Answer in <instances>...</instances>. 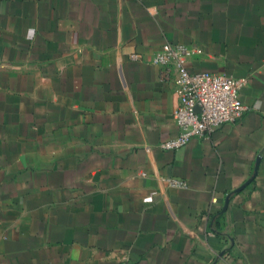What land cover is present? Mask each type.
<instances>
[{
	"label": "crops",
	"instance_id": "0c3cea01",
	"mask_svg": "<svg viewBox=\"0 0 264 264\" xmlns=\"http://www.w3.org/2000/svg\"><path fill=\"white\" fill-rule=\"evenodd\" d=\"M164 44L246 81L178 150ZM0 264H264V0H0Z\"/></svg>",
	"mask_w": 264,
	"mask_h": 264
},
{
	"label": "built area",
	"instance_id": "2783aa9c",
	"mask_svg": "<svg viewBox=\"0 0 264 264\" xmlns=\"http://www.w3.org/2000/svg\"><path fill=\"white\" fill-rule=\"evenodd\" d=\"M200 54L197 47L164 44L149 60L161 68L162 79L172 85L178 98L172 114L178 134L161 145L164 150H178L194 138L207 137L221 126L238 120L247 110L238 98L246 84L244 79L187 70L189 60ZM131 57L140 59L138 55ZM165 182L171 188L186 187L184 182L173 178Z\"/></svg>",
	"mask_w": 264,
	"mask_h": 264
}]
</instances>
